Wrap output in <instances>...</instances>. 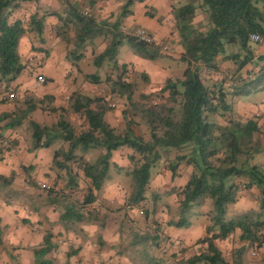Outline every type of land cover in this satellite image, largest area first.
Returning <instances> with one entry per match:
<instances>
[{
    "label": "trees",
    "instance_id": "trees-1",
    "mask_svg": "<svg viewBox=\"0 0 264 264\" xmlns=\"http://www.w3.org/2000/svg\"><path fill=\"white\" fill-rule=\"evenodd\" d=\"M29 1L34 0H0V85L5 84L7 89L29 66L22 64L19 52L20 40L27 30L21 21L12 20L14 12L22 3ZM134 1H127L122 18L126 15V7ZM64 3L68 9L66 19L59 13L50 15L57 16L63 22L58 34L64 42L73 46L68 59L78 62L83 58L79 54L81 49L90 39L101 35L104 30L109 33L106 34L109 40L107 49L95 59V63L98 67L112 63L118 72L114 81L108 77L106 82L112 83V94L126 99L128 107L123 114L127 124L124 129L113 128L105 121V115L110 110L109 101L104 97L79 94L71 97L69 108L84 116L86 131L78 133L64 117L51 127L31 121L33 150L61 143L54 154V164L72 176V184L65 189L52 187L47 191L48 200L45 204L55 206L61 213L60 224L67 231H72L84 222L99 220L100 212L87 208V205L97 201L98 194L95 192L99 193L109 179L114 151L128 147L134 152L130 157L132 167L127 172L132 179V191L127 201V206L132 207L128 209L131 210L144 207L142 203L148 199L153 168L165 161V167L175 178L181 165L185 164L191 167V174L184 187L171 191L179 198V208L176 218L169 221L167 227L190 226L194 208L209 205V212L205 215L209 224L205 236L197 241V244H204L206 250L187 259L185 263L228 264L216 241H225L239 232L241 243L246 245L235 251V264H244L243 256L247 248L259 251L264 247V167L252 164L254 157L264 150L257 141L258 135H264L259 125L261 117L257 115L248 120L236 117L227 99L229 93L225 81L207 79L203 71H218L217 60L220 56H226L227 46H236L240 50L225 57L235 62L237 72L254 62L250 44L253 35L264 39V0H189L184 4L175 3L172 13L182 47L180 59L187 65L186 71L182 80H167L159 92L141 94L139 101L135 99L137 85L125 80L128 69L125 65L120 66L116 60L118 49L125 41L141 58L156 60L162 53L160 46L139 42L120 31L118 24L107 30L108 23H98L95 14L86 16L85 10L82 11L78 5L72 10L71 1ZM199 12L204 15V20L196 25L194 20ZM33 24L38 31H42L43 22L38 21L36 15L32 17ZM72 27L75 31L74 40L70 34ZM241 51L246 54L243 55ZM260 61L264 59L260 58ZM231 77L234 78V75ZM89 78L92 83H100L98 76ZM234 84V95L261 91L264 86V66L254 79L243 81L240 85ZM155 98L159 99L157 104L153 103ZM45 99L50 102L54 100L53 97ZM45 99L27 97L15 115L3 117L9 120L7 127H20L23 120L29 119L36 110L42 108L40 106ZM61 110L64 112L66 108ZM132 118H139L144 123L150 133L149 139L135 132ZM92 149H103L104 153L88 162L85 155ZM75 166L80 170L76 171ZM23 169L28 175L34 170L32 166ZM80 172L91 182L82 204L73 200L74 193L79 190ZM15 179V173L9 177L0 175V198L7 205L26 203L31 199L14 186ZM29 184L38 187L31 180ZM252 190L258 193L259 210L229 217V209L238 202L240 193ZM156 198L159 195L153 198L152 213L150 209L142 210L146 221L155 213ZM124 216L120 222L118 256L127 257L132 264H169L167 257L160 253L165 237L164 225L153 221L151 228L142 233L136 230L135 225L128 227L129 224H136V221H132L128 215ZM52 239L53 235L48 233L44 244L34 250L36 264H60L50 257L55 249ZM74 254L69 253L68 257ZM64 264L72 263L68 260Z\"/></svg>",
    "mask_w": 264,
    "mask_h": 264
},
{
    "label": "crops",
    "instance_id": "crops-1",
    "mask_svg": "<svg viewBox=\"0 0 264 264\" xmlns=\"http://www.w3.org/2000/svg\"><path fill=\"white\" fill-rule=\"evenodd\" d=\"M64 1L72 2V10L76 5L82 11L89 9L91 14L93 13L97 17L98 23H108L107 30L113 29L116 24H118L119 30L125 34L144 28L154 37L156 44L169 45L173 50L171 54H176L179 59L181 57L182 47L179 44L180 39L176 31V21L172 13V0H143V2L135 0L132 5L126 7V15L123 18L122 13L127 4L126 0ZM64 1L34 0L24 2L14 12L12 17L13 21H21L27 30L20 40V56L24 59L26 58L28 62L29 60L39 61V67L42 70L35 77L44 76L49 82L47 86L37 88L35 77L24 73L15 82L11 83L8 88L10 93L7 92L9 90L4 89L3 86L5 84L0 85V137L10 142V147H5L0 143V175L9 177L15 173L14 186L19 190H21L20 187L25 188L28 185L32 188L33 186L29 184L30 180L38 185L36 197H32L26 203L16 202L12 205H7L0 198V264H14L16 262L36 264L34 250L44 244L48 233L53 235L52 243L55 246L50 257L60 264H64L68 260L72 264H101L103 262L132 264L127 257H121L117 254V246L121 241V236L120 222L115 225L118 220H112V216L115 214L110 216L108 212L102 211V209L99 220L84 222L72 231H67L66 227L60 224V211L55 206H47L45 203L48 200L47 191L50 189L48 185L61 190L72 184V176L67 174L65 170H60L55 166L54 157L51 154V150L54 148L56 152L61 147V144L56 142L49 148L33 150L34 141L33 139L31 142L30 139L26 141L28 140V137H26L27 131L23 132L22 125L18 128H10L7 127L9 120L3 119L5 115H15V112L18 111L20 105L16 103V99L24 100L30 94H35L36 92L41 99L53 97L54 106H58V108L66 107L63 105L62 95L67 93H72V96L74 94L89 97L103 96L107 101H111L113 96L117 97L115 94H102L100 91L101 87L106 85L103 70L109 68L108 65L112 63H106L102 67H98L95 63V59L107 49L109 43L108 37H106L109 34H107V31L104 30V33L87 42L79 53L83 55L81 60L78 62L72 60V65L68 62V51L65 46L67 43L58 34V29L63 22L57 16L50 15L51 13H59L66 19L68 9H66ZM35 15L38 21L43 22L41 32L36 29L34 24L32 25V17ZM71 37L72 40L75 39L73 27ZM125 43L127 42L124 41L118 49L116 58L118 64L120 66L125 65L128 69L127 74L132 73L131 75H135L138 66H141V70H139L143 73L141 77L145 76L148 83L146 87H143L142 94L153 95L159 92L166 81L171 78L162 74L163 68L158 67L159 70H154L153 67L156 60L141 58L128 43L127 45ZM257 43L260 44L259 49L252 51L254 62L245 66L240 72H237V66L234 61L225 58L229 56L226 55L218 58L217 65L219 69L217 72L204 70L203 76L214 81H225V87L229 93L227 99L232 105L233 113L236 117L248 120L259 115L261 117L259 122H262L261 124L264 126V86L261 91L243 95L232 94L233 86L236 85L234 83L240 85L243 81L254 79L264 66V61H260V58L264 59V41ZM235 52L238 53V49ZM70 74H72V86L68 80ZM233 75V80H229L228 77ZM91 76H98L100 83H92L89 78ZM130 83L136 84L138 88L140 87L138 80H130ZM12 93L16 95V99L9 98ZM105 121L116 129H122L126 124L123 112L114 108L111 109V107L105 115ZM260 127L264 132V127L261 125ZM27 128L29 126L24 129L27 130ZM29 138H33L32 129H30ZM30 144L31 147H29ZM93 150L99 149H92L86 153L85 158L88 162L97 159V157L95 159L92 158ZM102 152L104 153V150ZM133 154V150L128 147L114 151L110 161L109 179L99 193L95 192L98 194L97 201H99L98 198H101L104 202H111L115 210L123 211L125 209L127 213V201L131 192L128 193V185L124 176L132 167L130 157ZM261 154L264 155V150ZM165 164V161H162L152 169L151 184L158 187L157 191L154 190L159 193L161 191L171 192L173 188L184 187L189 180L191 167H187L185 164L181 165L177 176L173 178L171 171L165 167ZM31 166L34 170L31 175H28L23 168ZM33 173L35 174L33 175ZM129 182L131 186V181ZM79 184V189H82L81 185L83 187L87 185L88 189L91 187L90 180L84 176L83 172H80ZM43 185L47 188H44ZM161 187L163 190L159 189ZM26 189L22 190L27 192ZM256 192V190L248 193L241 192L238 202L230 207L229 213L231 214L234 211L236 213L235 216H238L252 210L258 211L259 197ZM155 196L153 197L154 199ZM159 198H156V200ZM178 201L177 194H173L170 196V202L166 203L170 207H176L178 210ZM152 205L154 206L153 203ZM206 206L209 207V205ZM206 206L196 207L200 209L197 214L196 208H194L190 226L184 228L167 227V223L165 226L168 228L167 232L170 237H173V239L181 237L185 246H191L194 243V235L191 233L193 220L198 218L196 220L198 222L200 217L204 219L203 208ZM177 210L175 211L177 212ZM188 228L191 230L189 231ZM184 229L187 231L182 234L181 231H184ZM196 233L198 234V231ZM69 253L75 254L72 257H68Z\"/></svg>",
    "mask_w": 264,
    "mask_h": 264
},
{
    "label": "rangeland",
    "instance_id": "rangeland-1",
    "mask_svg": "<svg viewBox=\"0 0 264 264\" xmlns=\"http://www.w3.org/2000/svg\"><path fill=\"white\" fill-rule=\"evenodd\" d=\"M127 1L128 0H126V3H127ZM188 1L189 0H172L173 5L175 3H178V2H180L181 4H184V3H187ZM173 5H172V11H173ZM203 20H204V15L201 12H199V14L197 15V17L194 20V23L196 25H198V24L202 23ZM70 34L72 35V31H70ZM125 44L127 45V43H125ZM65 46H66V49L69 53V51L72 50V44H67ZM250 47L252 50H256V49H259L260 44L253 41V42H251ZM236 49H238V52L240 51L239 48L236 46H227L226 55H232V54L236 53L235 52ZM241 53L243 55L246 54L244 51H241ZM21 62H22V64H24L26 66L28 61L26 60V58L24 59L21 57ZM68 62L71 63V65H72V61L70 59L68 60ZM28 65H27L28 68L24 71L25 74L32 75L35 77V75L39 74L42 70L41 67L31 68V60H29ZM108 67L109 68H107V69L105 68L103 70L104 71V82L106 83L107 86L103 85L101 87L100 91L102 92V94L111 95L112 89H113L112 83L106 82V79L108 77H110L111 81H114L118 76V72L114 69L112 64L108 65ZM158 67L163 68L162 74L168 75V78H171L169 80L177 82V81L183 79L187 65L184 62H182L181 59H179L176 56V54H167L165 52H162L161 55H159L156 58L155 65L153 68L155 70V69H158ZM139 70H141V66H138V69L136 70L135 75L134 74L131 75L132 73H129L126 75V78H125V80L128 82H130V80L131 81H134V80L137 81L138 80V84L140 85V87L138 88V90L135 93V99L137 101L141 100V94H142L141 91L143 90V87H146V84H148L146 79H145V76L141 77V75L143 73H141ZM34 79H35V83H36L37 88H42L44 86H47L48 82H49V81H47L45 84L41 85L39 83V80L37 77H35ZM68 80L70 81V85L72 86V74H70V76L68 77ZM68 83H66V84H68ZM3 87L5 90H9V89H7L6 85ZM7 92L10 93V90ZM28 97H32V98L39 99V100L41 99L38 96L37 92L35 94L34 93L30 94ZM71 97H72V93H67V94L62 95L63 105L66 106L65 107L66 111H64V112L61 110L63 108H61V107L58 108V106H54V100L52 102H50L48 99H46V100H44V103L41 104L42 106H40L42 108H39L38 110H36L30 116L29 119L23 120L22 121L23 122L22 123V130H23V132L27 131L26 137H28V140H26V141H29V139H30V142H31L33 139V138H29L30 137V129H32L30 126L31 121H35L37 123L40 122V125L43 127L44 126L51 127V126H55L61 120V118L64 117L68 122L71 123V125L76 129V131L78 133H82V132L86 131L87 126H86V120H85L84 116L72 112L69 108ZM99 97H103V96H99ZM151 99H153V97ZM24 101H25V99L24 100L23 99L22 100L16 99V103L19 104L20 106L24 103ZM109 103L115 104L116 106L114 109L121 110L122 112H124L128 107L126 99L118 98V97L115 98L114 96L112 97L111 101H109ZM52 109H57V110L53 111ZM131 121L134 123L133 128H134L135 132L146 137L147 139H149L150 133H149L147 127L144 125V123L141 122V120L139 118H132ZM125 122L127 124L126 120H125ZM261 123L262 122H259V124L262 127H264ZM26 126H29V128H27V130L24 129ZM122 129H124V128H122ZM257 141L259 142V144H261V147L264 149V136L261 134L258 135ZM29 147H31V144L29 145ZM102 151H103V149H99V150H95V151L93 150L92 151V156H93L92 158L93 159H95L96 157L98 158L103 153ZM51 154H52V157H54V154H55L54 148L51 150ZM252 164L260 165V166L264 167V155H262V154L256 155L254 157V159L252 160ZM75 169H76V171L80 170L77 166L75 167ZM34 174L35 173H33V175ZM124 179L128 185V190H129L128 193H130L132 191V186H130L129 181H131L132 179L126 173H125ZM48 186H49L48 188L53 187L52 185H48ZM43 187L47 188L44 185H43ZM81 187L83 190L81 188L79 190H77L76 193H74V199L73 200L79 201L82 204V201H84V199H85L84 195H85L86 191L88 190V187H87V185H85L84 187L81 185ZM25 188H27L26 189L27 192L26 191H24V192L27 195H29L31 198L36 197L37 188H35V189H34V187L31 188V187H29V185H28V187H25ZM25 188L20 187L21 190L25 189ZM154 189L157 191L158 187L156 185L154 186L151 184V186L147 192L148 199L143 205L141 204L142 206H144L142 208H136L135 207V209H132V210L128 209V213H127V211L125 209L123 211L122 210H115L114 207H112L113 204L111 202H104L101 200V198H98L100 203H98V207L96 208V210L101 212V210L103 209L102 211L108 212L110 214V216L115 214L112 216V220H114V219L118 220V222H116L115 225L124 219V217H125L124 215H128L132 221L133 220L136 221V224L135 223H132V224L127 223V225L129 224L128 227L131 225H133V226L135 225L136 230L141 231L142 233H145L147 228H151L153 221H158L159 223L163 224L165 227V229H164L165 237H163L164 242H162V245L160 248V253L165 255V257H167L169 264H179V262H181V261H184L183 264H186L185 261L187 259H189L192 256L200 253L204 249L206 250V246L204 244H197L196 241L205 236V229H206V226L209 224L208 217L205 215L209 212V207L206 206L203 208L204 209V212H203L204 213V219H202L200 217L198 222H196V220L198 218L193 220V229H192L191 233L194 235V238H193L194 243H192L191 246H185V244L183 243V240H181V237H177L176 239H173V237H170V235L167 232L168 228L165 226L169 221L176 218V211H175V210H177L176 207H170V205L167 204L168 202H170V196H172L173 194L170 191H165V192L161 191L159 193V192H156ZM159 189L163 190L162 187ZM173 189H176V188H173ZM164 190H165V188H164ZM154 195H159L160 198L156 200V207L154 209L155 213L152 216H150V219L148 221H146L145 217H144L145 215L142 214V210L143 209H150V211L152 213V210H153L152 201H153ZM92 207H93L92 204L87 205V208L94 209ZM128 208H132V207H128ZM196 209H195V211L197 214V211H199L200 209H197V210ZM235 214L236 213L233 211L229 215V217H234ZM116 215H118V216H116ZM194 221H195V223H194ZM188 230L190 231L191 229L188 228ZM185 231H187V230L184 229V231H181V233L183 234ZM197 231H198V234L196 233ZM238 233L239 232H237V234L232 235L229 239H227L225 241H216L217 246L222 251V254H223L224 258L227 260L228 264H235V261H236L235 257H234L235 251L237 249L241 248L242 246L246 245L245 243H241ZM263 256H264V247L259 251L255 250V248L250 247V248H247V250L243 256V262H244V264H262L263 263Z\"/></svg>",
    "mask_w": 264,
    "mask_h": 264
},
{
    "label": "built area",
    "instance_id": "built-area-1",
    "mask_svg": "<svg viewBox=\"0 0 264 264\" xmlns=\"http://www.w3.org/2000/svg\"><path fill=\"white\" fill-rule=\"evenodd\" d=\"M84 14L86 16H90L91 15V11L89 9H85ZM128 34L131 35L132 37L136 38L139 42L145 43L147 45H154V44L157 45L156 42H155L154 37L151 34H149L144 29H137V30H135L133 32H130ZM252 40L254 42H260V43L264 41V39L262 37L258 36V35H253L252 36ZM158 46H160V48L162 49V52H165L167 54H171V52H173L172 48H170L169 46H166L164 44H160ZM39 65H40L39 61H36V60H34V61L32 60L31 61V68H37V67H39ZM228 79L231 80V81L233 80V78L231 76H229ZM38 80H39V83L41 85H43V84H45L47 82V79L44 76H41V75L38 76ZM9 98L13 99V98H15V95L12 93L9 96ZM158 102H159L158 98H155L153 100L154 104H157ZM115 106H116L115 104H110L111 108H115ZM0 143L2 145H4L5 147H10V142L8 140L4 139V138L0 137ZM82 203H83V201H82ZM98 203H100V202L97 201L95 204H92L93 205L92 208L96 209L98 207Z\"/></svg>",
    "mask_w": 264,
    "mask_h": 264
}]
</instances>
